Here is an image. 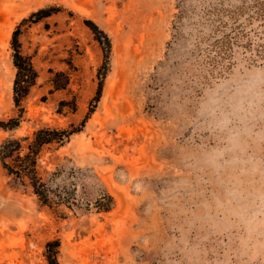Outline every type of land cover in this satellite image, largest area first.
Listing matches in <instances>:
<instances>
[{"label": "rangeland", "instance_id": "obj_1", "mask_svg": "<svg viewBox=\"0 0 264 264\" xmlns=\"http://www.w3.org/2000/svg\"><path fill=\"white\" fill-rule=\"evenodd\" d=\"M87 20L111 38L103 78ZM19 25L37 71L21 106ZM12 117L0 145L74 131L39 158L62 201L43 203L0 159V264H48L50 240L60 264H264V0H0V120Z\"/></svg>", "mask_w": 264, "mask_h": 264}, {"label": "trees", "instance_id": "obj_2", "mask_svg": "<svg viewBox=\"0 0 264 264\" xmlns=\"http://www.w3.org/2000/svg\"><path fill=\"white\" fill-rule=\"evenodd\" d=\"M55 11L54 7L41 8L30 14L25 20L38 21L41 18L52 14ZM87 24L94 31L96 38L101 43L105 61L100 67L99 75L103 78L108 71V59L111 52L112 42L108 33L100 28L98 24L92 20H87ZM227 23H221L225 26ZM239 25L234 26L229 32H225L222 36H219L215 40L216 46L220 48H226L232 44V32L237 30ZM22 29L19 25L13 32L12 45L14 48L13 62L17 67V74L14 82V93H15V103L21 106L22 99L29 93L30 87L36 82L37 71L28 58L24 55L21 50L20 33ZM55 86L57 88L65 87L69 82V77L62 83L58 82L56 79ZM103 87V79H101L97 91L96 97L101 95ZM76 106H73L75 109ZM20 117H12L9 120H0V126L3 128H15L20 124ZM74 130L68 128H60L52 125H43L37 128L33 135H26L20 137H8L0 145V159L4 168L9 174L14 175L23 184H28L32 186L33 191L39 196L43 203L50 204L54 197L59 200L65 199L62 191L58 188L52 186L47 179L40 172L39 168V158L42 148L46 144H51L57 142L60 145L63 144L73 133ZM24 141L27 144L24 145ZM70 203V202H69ZM109 204H100L99 209H109ZM59 240H50L47 242V260L48 264H60L58 259L59 251Z\"/></svg>", "mask_w": 264, "mask_h": 264}]
</instances>
